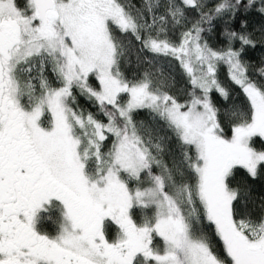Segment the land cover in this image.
<instances>
[{"label": "snow or ice", "instance_id": "1", "mask_svg": "<svg viewBox=\"0 0 264 264\" xmlns=\"http://www.w3.org/2000/svg\"><path fill=\"white\" fill-rule=\"evenodd\" d=\"M262 178L264 0H0V264H264Z\"/></svg>", "mask_w": 264, "mask_h": 264}, {"label": "trees", "instance_id": "2", "mask_svg": "<svg viewBox=\"0 0 264 264\" xmlns=\"http://www.w3.org/2000/svg\"><path fill=\"white\" fill-rule=\"evenodd\" d=\"M222 26H223L222 23H218L215 32L212 33L208 37L209 42L211 44H213V46H217L221 42L220 30H221ZM233 26L237 27L238 25L234 24ZM251 55H252L253 59L258 62L259 57H260V51L257 50L255 53H252ZM241 99H242V97H241ZM81 104L84 107H88L87 103L83 99L81 100ZM242 178H243V173H241V175L237 176V181H240ZM248 182L253 187L255 193L259 194L261 192H264V178L256 180V181L249 180Z\"/></svg>", "mask_w": 264, "mask_h": 264}]
</instances>
